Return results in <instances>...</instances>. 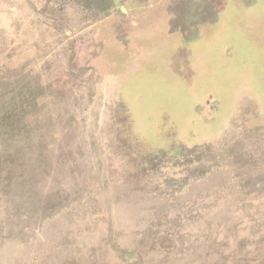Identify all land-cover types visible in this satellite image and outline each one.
Instances as JSON below:
<instances>
[{
  "label": "rangeland",
  "instance_id": "374dc122",
  "mask_svg": "<svg viewBox=\"0 0 264 264\" xmlns=\"http://www.w3.org/2000/svg\"><path fill=\"white\" fill-rule=\"evenodd\" d=\"M0 264H264V0H0Z\"/></svg>",
  "mask_w": 264,
  "mask_h": 264
}]
</instances>
